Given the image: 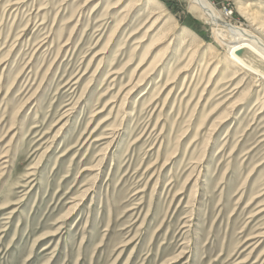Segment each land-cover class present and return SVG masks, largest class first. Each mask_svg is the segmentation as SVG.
Returning a JSON list of instances; mask_svg holds the SVG:
<instances>
[{"label": "rangeland", "instance_id": "374dc122", "mask_svg": "<svg viewBox=\"0 0 264 264\" xmlns=\"http://www.w3.org/2000/svg\"><path fill=\"white\" fill-rule=\"evenodd\" d=\"M203 10L0 0V264H264V82Z\"/></svg>", "mask_w": 264, "mask_h": 264}, {"label": "bare ground", "instance_id": "6f19581e", "mask_svg": "<svg viewBox=\"0 0 264 264\" xmlns=\"http://www.w3.org/2000/svg\"><path fill=\"white\" fill-rule=\"evenodd\" d=\"M194 4L197 3L211 16V21L217 25L214 32L219 38L220 42L224 44L226 48V56L231 65L238 67L240 70L246 73H250L253 76L259 78L264 82V75L255 69H252L245 65L235 54V50L242 46H247L254 50L259 56L264 58V40L253 33L250 29L245 27H236L225 23L220 16H218L210 3L206 0H191ZM210 18V17H209ZM228 37V41L224 42V39Z\"/></svg>", "mask_w": 264, "mask_h": 264}, {"label": "water", "instance_id": "95a60500", "mask_svg": "<svg viewBox=\"0 0 264 264\" xmlns=\"http://www.w3.org/2000/svg\"><path fill=\"white\" fill-rule=\"evenodd\" d=\"M234 54L248 67L264 75V58L247 46L239 47Z\"/></svg>", "mask_w": 264, "mask_h": 264}]
</instances>
